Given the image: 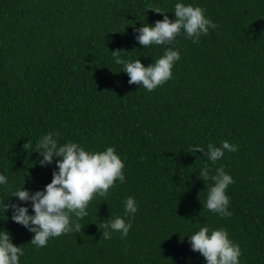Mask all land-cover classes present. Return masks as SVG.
<instances>
[{
	"label": "trees",
	"instance_id": "16d2710c",
	"mask_svg": "<svg viewBox=\"0 0 264 264\" xmlns=\"http://www.w3.org/2000/svg\"><path fill=\"white\" fill-rule=\"evenodd\" d=\"M176 2L0 0V173L9 180L0 199L16 203L24 184L35 192L51 182L55 163L41 167L33 153L49 132L88 151L114 147L126 164V181L90 202L83 230L46 247L0 210V229L24 249L20 264H206L187 238L203 226L225 228L241 264H264V0H184L217 29L198 44L178 37L181 59L163 86L129 85L111 51L152 64L164 48L144 49L135 28L163 19L153 8L174 19ZM225 140L239 150L215 165L189 151ZM205 165L234 178L230 217L203 207L213 184L199 177ZM130 196L138 212L128 237L102 239L98 225L123 217Z\"/></svg>",
	"mask_w": 264,
	"mask_h": 264
},
{
	"label": "clouds",
	"instance_id": "9594fccd",
	"mask_svg": "<svg viewBox=\"0 0 264 264\" xmlns=\"http://www.w3.org/2000/svg\"><path fill=\"white\" fill-rule=\"evenodd\" d=\"M156 13L163 14L162 20L154 24H143L135 28V39L145 48L163 46V54L152 64L145 66L140 59L128 60L122 56L124 51H111L112 60L122 66V71L129 77V85H139L148 92L163 86L173 78V69L181 59L178 48V37L183 36L194 44L200 42L202 36H208L210 30L218 25L205 14V10L193 3L177 0L174 5V19L159 8ZM27 152L32 150V142L23 144ZM41 167H49L55 163L52 180L42 190L35 192L22 188L16 189L11 197L16 203L0 199V210L6 214L11 211V220L25 227L33 238L30 242L35 248L46 247L49 240L81 232L80 221L88 216L90 202L96 197H107L109 190L117 181H126L125 161L114 147L103 151H88L76 142L59 143V133L42 134L36 145ZM204 153L207 161L215 165L222 160L226 152H236L239 146L225 140L219 147L208 144L207 150L200 145L190 147V152ZM204 180L211 179L212 186L207 184V198L203 207L221 218L230 217V198L227 189L234 184V178L221 166L212 168L205 165L199 172ZM9 184L8 177L0 173V188ZM124 204V216H110L99 225L102 239H111L119 233L121 239L128 237L132 228V220L138 212V204L134 197H128ZM31 210V211H30ZM191 250L199 253L206 264H241L242 250L234 242L225 228L212 229L200 227L188 237ZM25 255L22 246L13 243L10 231L0 229V264H20Z\"/></svg>",
	"mask_w": 264,
	"mask_h": 264
}]
</instances>
